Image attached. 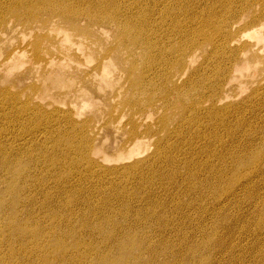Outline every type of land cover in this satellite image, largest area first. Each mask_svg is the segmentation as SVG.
I'll use <instances>...</instances> for the list:
<instances>
[{
    "label": "bare ground",
    "instance_id": "6f19581e",
    "mask_svg": "<svg viewBox=\"0 0 264 264\" xmlns=\"http://www.w3.org/2000/svg\"><path fill=\"white\" fill-rule=\"evenodd\" d=\"M52 22H55L54 32L66 28L73 37L86 40L94 37L97 30H111L120 49L129 46L125 58L113 59L116 65L128 64L133 59L134 51L141 56V64L129 63L130 86L125 91L128 128L124 126L126 129L123 133L129 142L137 141L139 133L136 129L140 125L137 120L148 114L153 117L157 114L158 109L154 108L152 102L156 91L146 84V80L149 82L147 72L157 64L161 66L154 74L153 83L162 75L167 77L156 85L165 106L161 107V115L156 121L163 137L152 134L150 137H155L152 142L132 145L129 157L116 154L122 164L106 167L102 163L111 158L100 156V151L86 135V120L76 122L73 111L56 115L60 122L56 128H50L43 122L47 126V134L52 135L50 141L47 140L49 137L42 136L41 140L33 139L27 146L20 143L27 125H20L19 132L11 135L17 140H9L8 143L3 139L7 129L0 121V249L3 240L10 242V239L2 238L6 232L11 237L17 235L19 244L31 246L29 254L27 250L21 252V249L19 253L13 252L12 248L10 251V247L8 256L0 252V264H49L51 256L47 259L41 257L40 261L37 252L43 250L45 245L50 248L48 241L56 232L46 233L36 224H30L26 220L30 218V212H23L27 203L33 200L35 192L37 194L43 190L41 179L44 178L48 181L54 179L52 186L44 192L47 198H52L55 193L53 188L58 191L66 189L67 184L72 185L73 181L90 184L89 181L96 179L100 187L108 188L112 183L117 186V182L130 186L133 181L154 184V179H191L190 190L195 192L199 202H205L203 213L212 216L211 225L205 221L203 225L201 214L197 215L200 218L196 219L193 225L195 229L191 233L196 231L198 241L175 233L177 236L175 240L173 237V242L166 237L163 242L155 243L148 233H155L151 226L145 230L143 227L138 232L136 222L122 227L119 217L113 216V208L103 207L105 212L98 218L102 223L92 224L88 216H81L90 233L100 235L95 244L76 240L71 245L78 248L75 257H81L86 252L87 261L82 264H224L225 259L226 264H243L242 257L238 255L236 259L232 256L235 247L243 243L244 235L239 234V240L233 238L237 230L233 227L241 223L242 211H249L253 214L250 216L260 220L255 224L252 236H255V248L261 249L255 253L252 250V256L255 258L253 264H264V214L258 210L263 205L264 213V190L263 193L260 190V184L264 186V0H0V41L1 35L8 33L9 28L35 24L40 27ZM41 29L46 31L45 28ZM44 41L43 38L32 46L37 60ZM89 44L95 42L91 40ZM205 47L209 49L202 55ZM199 53L202 60L196 68ZM9 58L10 54L5 60ZM257 65H262L263 69H257ZM135 68L138 70L136 74L133 71ZM184 75L187 78L183 80ZM238 80L242 81L237 89H249L244 98L229 95L235 88L232 83ZM174 93L176 97H173ZM143 102L145 106L141 104ZM29 110L21 108L23 113ZM39 113L53 119L50 115L54 112ZM246 115H249L248 121ZM243 129L248 130L247 135L251 134L246 147L248 150L244 154L242 142L238 145L242 148L241 152L235 153L231 151L232 145L235 143L236 146V142L243 138ZM27 137L24 142H28ZM49 144L51 147H48ZM91 186H94L93 183ZM94 189L92 192H101ZM70 191L73 192L72 189ZM66 192L64 206L68 207L72 200H77L67 196ZM80 194L79 190L75 192L77 199L81 197ZM130 210L122 213L125 216H139L140 213L131 214L133 210ZM67 215L68 219L72 216L70 213ZM188 219L190 222L195 220L191 217ZM49 220L54 222L55 218L50 217ZM156 225L158 229L160 223L156 222ZM240 230H243V224ZM156 231L160 233V230ZM186 242L190 245H185ZM167 243H173L172 247L175 248L182 243L186 250H182L183 245H179L178 250L163 249ZM51 244L56 250L63 248V252H59L63 258L64 255L69 260L72 258L65 253L67 247H64L62 235L55 236ZM94 246L100 251L95 253ZM238 251L237 254H241L242 250ZM21 254H24L25 260L19 258Z\"/></svg>",
    "mask_w": 264,
    "mask_h": 264
},
{
    "label": "rangeland",
    "instance_id": "374dc122",
    "mask_svg": "<svg viewBox=\"0 0 264 264\" xmlns=\"http://www.w3.org/2000/svg\"><path fill=\"white\" fill-rule=\"evenodd\" d=\"M54 26L55 22H52L50 25L40 27L36 24L30 26H17L9 28L8 33L1 35L0 121L4 123L7 129L5 134L3 135V139L8 143H10V141L17 140L13 138L14 136L11 135L19 132V126L24 124L27 125L28 128L24 130V135L21 136L22 141L20 143H23V146L29 145L33 139L41 140L42 136L49 137L47 140L50 141L52 135L47 134V126L50 128H56V125H58L60 122L57 118H55V116L60 113H68L70 111H73V118L76 122H84V120H86V135L90 137L92 144L95 145V148L100 151V156H107L111 158L108 159L109 161L102 163V165L108 167L118 166L119 164H122L118 161L116 154L122 153L124 157H129L131 155V153L129 154V151L132 145H141L143 142H152L155 138L150 137L152 134L157 133L156 137L161 136L162 138L163 134L160 133L159 124L156 121H158V118L161 115V107L165 106L163 105L162 100L159 98V91L156 85L159 80L165 81L167 77L165 75H162L155 83H153V80L155 79L154 74L157 72V68L160 65H155L152 71L147 72L149 82H147L146 80V84L149 85L151 89L156 91L152 98V102L154 108L158 109L156 110L157 114L155 117L148 114L147 116L138 119L137 122H139L140 125L139 128L136 129L137 133H139L138 138L136 139L137 141L131 140V142H129L128 140H125V136L123 133V131L128 128L126 121L128 115L126 114L127 110L124 108V100L127 98L125 91L130 86V83L128 81L129 63L133 61L134 63H136V65L141 64V56L138 52L134 51L133 59L128 64L116 65L113 59L117 61L121 58H125V51L129 46L120 49L119 45L115 41L113 32L111 30L107 32L108 28L97 30L94 37L86 40L85 38L81 39L73 37L70 31L66 28H61L54 32L52 30ZM29 27H31L32 29ZM41 28H45L46 31H43ZM65 33L68 34L66 35ZM43 38L45 39V41L40 47L41 55L38 58L39 60H37L34 57L32 46L36 43V41L40 42V40ZM91 40H93L95 44H89ZM208 49L209 48L207 47L202 49V55L206 54ZM111 50H113V52L109 53V51ZM8 54H10V58L8 60H5ZM202 55L199 53L198 63L195 65L196 68L198 67V65H200ZM98 64L99 66H97ZM102 65L104 66V68H102ZM203 66L201 67L205 70V67ZM257 69H263V66L257 65ZM133 71L136 74L138 70L137 68H135ZM104 72L106 73V75H104ZM186 78L187 75H184L183 80ZM241 81L242 80H238L232 83L235 88L230 91L231 93H229V95L232 94L234 95V97L237 96L236 98H244L247 96L249 89L243 87V91H240V89L236 88ZM173 97H176L175 93ZM141 104H143L144 106L146 105V103L144 102ZM23 107H26L28 110V107H31V109L28 112L23 113L21 112V108ZM39 111L54 112L53 115H50L51 117H53V119L48 118L44 115H40L41 113H39ZM78 111H80L79 114H76ZM248 118L249 115H246L245 119L247 121ZM7 120L10 121L7 123ZM43 122H46L47 126L44 125ZM124 126L126 128H124ZM243 133V138H241L238 143L236 142V146L234 145L235 143L232 145L235 148L232 147L231 151L234 150L235 153L241 152L240 150H242V148H239L238 145L242 144L243 142L242 151L244 152V154L247 152V142L250 139L251 134L247 135L248 130L246 129H243ZM27 136H29V140L28 142H24V140L28 138ZM136 142L139 143L136 144ZM48 147H51V145L49 144ZM151 148L152 147H150V149ZM101 160L102 159H100L99 161ZM127 162L129 163L132 161ZM41 180L43 181L44 185L42 188L43 190L39 191L37 194L35 192V195L32 197L33 200L31 199V201L27 203V207H25L23 212H30V218L26 219L30 224L34 226L36 224L41 229H44L46 233L52 232L53 234L54 231L56 232V235H53V237H51V239L48 241L50 243V248L49 246L45 245L43 246V250L40 249L37 252L38 256H40V261L41 257H45L47 259L51 256L50 259H48L49 264H82L84 263V261H87L86 252L84 251L81 257H75V252H78V248H73L71 247V245L75 243L76 240H81V243H94L98 241L100 235L96 233H90V231L86 227V224H84V219L81 218V216H88L90 218L89 221H91L92 224L102 223L100 222L101 218H98L103 216L105 212V209L103 207L113 208V212L115 211V214L113 216H116V218L119 217L118 221L121 220L119 223L122 227L128 226V224L133 225L136 222L138 224L136 226V229L138 230L136 231L138 232L143 227V229L145 230L147 226H151V228L155 230V233H148L151 234L152 239L155 243L161 241L163 242V240L167 239L166 237H169V241L173 242V240H175L177 236L175 233H178V236H180L181 234H185L187 235V238L190 239L192 237L198 241L199 236L198 234L194 233L196 231L194 230L193 233H191V231L192 229H195V226L193 227V225L196 224V219L200 218L197 216L200 214L201 223L204 225L205 221V223L209 222V224L211 225L212 216L210 214L208 215V213H203V204L205 202H199L200 200H198V198L195 196V192L193 190H190L191 188H189L191 185L190 181H192L191 179H154V184H151L149 182L138 184V182L133 181L130 186H124L123 184L117 182V186H115V183H112L108 188L100 187L99 182L97 184L96 179L92 180L93 182L89 181L90 184H85L86 182L84 181H82L83 183L80 182L79 184H77V182L73 181V186L71 184H67L66 189L58 191L57 189L53 188L55 193L52 195V198H47L48 196H44V192L52 186V182L54 179L48 181V179L44 178ZM0 181H2V179H0ZM92 183L94 186H91ZM106 183L109 184V181H106ZM89 185L91 186V188H89ZM79 187L81 189H79ZM92 187H95V189L97 188V190L101 192H92ZM70 188L73 192L70 191ZM78 190L81 192V197L79 199H77V195H75V192H77ZM260 190L261 192L264 190V186L262 187L261 184ZM88 191L89 193H87ZM65 192L68 194L67 196H69L70 198L73 197V199H76L77 202L72 200V204L68 207H65ZM119 192H122V195H119ZM98 194L100 196H98ZM164 194L167 196H165ZM128 195L131 196V199L128 198ZM87 196L90 197L88 198ZM240 197H242V195ZM80 199L82 201H80ZM171 204H175V206ZM149 205L151 208L149 207ZM197 205L198 207L196 208L195 206ZM52 207L53 209H55L52 210ZM128 209L129 211H131L130 209L133 210L131 214H134V212L140 213L139 216H125L122 212ZM150 209L154 211L152 212V210L150 211ZM262 209L263 205H261L258 210L260 211V213L262 212V214H264ZM159 210L161 211V213ZM79 212L81 213L80 215H74L76 213L78 214ZM91 212H93V215L95 213V215L92 216ZM67 213H70L72 215L70 216V219H68ZM183 213L184 215L179 216V214ZM240 214L242 215L241 223L239 222L238 224H236V227H233L236 228L239 233L236 230L233 238L237 237V239L239 240V234H241V236L244 235L242 236L243 243L241 242V244L244 245L241 246L245 248L243 250L241 246L240 247L242 249L240 247H235L232 256H234V258L236 259L239 256L242 257L244 262L243 264H253L255 258L252 256V253H255L257 251L259 252V250L261 249L255 248V241H253L255 240V236H252L255 232V224L259 223L260 220H256L255 218H253V216H250L253 214H250L249 211L244 213L242 211ZM75 216H78V218ZM50 217L55 218V221H50ZM189 217L194 218L195 220L193 222H190L188 219ZM247 219L248 221H246ZM36 220L39 222H37ZM162 221L167 224L162 225ZM184 221L186 223H184ZM156 222L160 223V227H158V229ZM180 224H184V226H181ZM242 224L244 231L240 230ZM177 226L179 227V229L177 228ZM247 229L249 230V232H251H247ZM156 230H160V233ZM69 232H71L72 235L69 234L70 236H68L67 233ZM88 232L90 234H88ZM161 234L163 235L161 236ZM59 235H62V240L65 243L64 247H67V250L65 252L66 255H70L72 257L70 260L65 255L63 258V255L59 253L63 252V248L60 250H56V248L54 247L52 248L51 242L53 241L55 236ZM2 238L6 240L10 239V242H6L5 240H3L2 242V249H0V252L5 256H8L10 254L9 247L10 251L12 248L13 252L19 253L18 250L21 249V252L22 250H27V254H29L31 250L30 244H19V237H17V235L11 237L9 233L6 232L5 236H2ZM241 238L240 240H242ZM246 238L247 242L245 241ZM187 244L188 242H186L185 245ZM172 245L174 244L167 243L164 245L165 247L163 246V249L166 248L168 250H178L179 245H183L182 250H186V246L182 243L176 246V248L172 247ZM81 249L85 250L84 247H82ZM237 250H239L238 253L242 250L241 254H237ZM94 251H96L95 253H97V251L100 250L94 246ZM245 251L249 252L246 253ZM205 256L207 257V255ZM19 258L25 260L24 254H21ZM80 258L82 259V261H80ZM217 258H219V256ZM248 259H250L251 263ZM219 260H221V258ZM226 260L227 259H225L224 264L227 263Z\"/></svg>",
    "mask_w": 264,
    "mask_h": 264
}]
</instances>
